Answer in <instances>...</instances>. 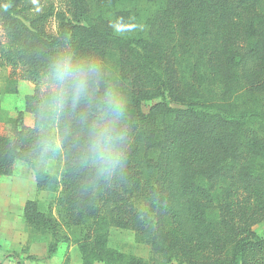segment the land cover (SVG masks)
<instances>
[{"label": "trees", "instance_id": "1", "mask_svg": "<svg viewBox=\"0 0 264 264\" xmlns=\"http://www.w3.org/2000/svg\"><path fill=\"white\" fill-rule=\"evenodd\" d=\"M25 2L0 0V65L9 67L14 93L18 81L33 85L11 135L0 134V176L22 161L38 191L56 194L46 211L34 199L23 206L29 235L49 238L47 256L75 245L79 264H148L109 247L114 227L133 231L152 264H264V236L255 230L264 222V0H165L149 29L131 37L63 17L50 32L47 15L33 16ZM69 2L84 14L86 0ZM63 51L101 67L89 122L107 90L124 101V158L111 176L80 164L79 116L66 120L61 170H46L55 154L39 145L53 132L59 142L60 133L42 108L49 66Z\"/></svg>", "mask_w": 264, "mask_h": 264}, {"label": "rangeland", "instance_id": "2", "mask_svg": "<svg viewBox=\"0 0 264 264\" xmlns=\"http://www.w3.org/2000/svg\"><path fill=\"white\" fill-rule=\"evenodd\" d=\"M87 6L84 10V14L77 17V10L69 0H26L24 6L29 9L30 14L38 16L45 14L48 17L46 22V28L50 32H55L58 26V17H63L65 20H71L74 23L86 25V22H103L106 25L112 27L115 33V27L121 26V18L124 24L137 23L141 27L132 32L118 33L122 36H135L140 33H144L149 29L152 21L157 15V12L165 4V0H86ZM9 67L0 65V134H10L14 128L12 119L17 117L19 110L23 109L24 97L28 94V90H33V85L28 82L29 89H25L24 83L18 81L16 85V92L13 85L8 81ZM21 84L18 86V84ZM161 97H157L151 100L144 101L142 103V111L147 113L149 108L155 103L160 102ZM245 99V103L248 102ZM174 106V103H170ZM249 104H245L248 107ZM241 112L245 114V107L240 108ZM242 115V114H241ZM254 120L256 116H253L251 112L247 118ZM24 122L27 120L24 117ZM28 125V123H26ZM63 165L62 151L55 153L54 157L46 162V170L50 173L61 170ZM6 180L7 181L6 183ZM6 183L5 185H3ZM22 198L26 201L28 199L37 200L39 207L42 211H46L49 201L55 197L54 192L50 191H38L35 186L34 175L31 168L22 161H16L13 166L12 174L9 176L0 177V197L9 190H17L20 192ZM139 206V205H138ZM140 206H143L141 202ZM53 207V206H52ZM140 208V207H139ZM142 208V207H141ZM53 213L58 217L55 207H53ZM23 234L27 236L26 244L32 243V241H42L43 236L39 233H32L29 235L28 228L23 227ZM255 230L260 236H264V222L255 226ZM79 233V230L74 229L71 232V236L75 237ZM46 239H49L46 237ZM28 242V243H27ZM26 245V246H27ZM108 245L111 248L117 249L121 252L131 253L148 261V264L156 261L147 245L138 243L135 241L134 232L131 230H124L112 227L109 232ZM23 252V249H22ZM10 257H17L19 254L15 251L8 252ZM6 255V257H9ZM65 258V257H64ZM170 264H177L172 262Z\"/></svg>", "mask_w": 264, "mask_h": 264}, {"label": "clouds", "instance_id": "3", "mask_svg": "<svg viewBox=\"0 0 264 264\" xmlns=\"http://www.w3.org/2000/svg\"><path fill=\"white\" fill-rule=\"evenodd\" d=\"M115 27L117 33L135 31L137 23ZM101 67L90 58L77 57L74 53H58L48 69L49 92L42 108L43 120L60 133L46 136L39 147L45 153L59 152L61 143L71 134L69 117L79 116L83 137L79 141V162L91 167L98 177L113 175L123 163V142L126 130L120 126L125 114V104L114 90L105 92L104 100L96 105L98 117L91 122L87 112L94 107L93 91L99 84ZM62 125V127H60Z\"/></svg>", "mask_w": 264, "mask_h": 264}, {"label": "crops", "instance_id": "4", "mask_svg": "<svg viewBox=\"0 0 264 264\" xmlns=\"http://www.w3.org/2000/svg\"><path fill=\"white\" fill-rule=\"evenodd\" d=\"M21 83L26 85L25 89H29V85L26 84L27 81H21ZM19 85L21 84L19 83ZM31 91L30 89L27 93H31ZM24 117L27 120L26 123L31 125L33 122L32 115L25 113ZM7 181L9 180H6V183ZM24 203L21 189L20 192L9 190L0 197V264H63L64 252L69 255V264H79L81 255L75 245H70L68 248L60 245L57 252L48 257L49 239L43 237L42 241H32V243L27 242L28 245L26 244L27 236L23 234L22 230L25 223L23 218ZM12 251L17 252L19 256L10 257L8 252Z\"/></svg>", "mask_w": 264, "mask_h": 264}]
</instances>
